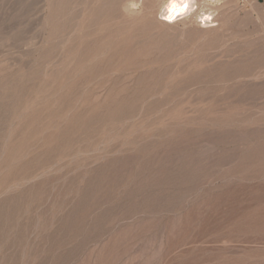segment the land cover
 <instances>
[{"label":"rangeland","instance_id":"1","mask_svg":"<svg viewBox=\"0 0 264 264\" xmlns=\"http://www.w3.org/2000/svg\"><path fill=\"white\" fill-rule=\"evenodd\" d=\"M217 1L0 0V264H264V0Z\"/></svg>","mask_w":264,"mask_h":264},{"label":"bare ground","instance_id":"2","mask_svg":"<svg viewBox=\"0 0 264 264\" xmlns=\"http://www.w3.org/2000/svg\"><path fill=\"white\" fill-rule=\"evenodd\" d=\"M216 1L217 0H163L159 8L160 9L159 13L161 17V20H159V23L162 26L170 27V26L177 24L176 21L174 20L183 21L186 19H194L197 24V20L200 19L201 21L199 22V24L203 23V25L202 26L197 25L198 28L200 30H209L212 28L210 24H212L213 20H211L210 23H208L207 20L211 19V17L214 15L212 8H211V4H213L214 2L216 3ZM127 6L131 8L130 5L127 4ZM125 9H126V5H125ZM163 20H166V21L163 22Z\"/></svg>","mask_w":264,"mask_h":264}]
</instances>
